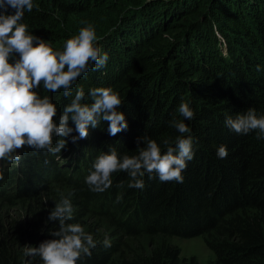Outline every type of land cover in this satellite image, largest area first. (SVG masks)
<instances>
[{
    "label": "trees",
    "instance_id": "1",
    "mask_svg": "<svg viewBox=\"0 0 264 264\" xmlns=\"http://www.w3.org/2000/svg\"><path fill=\"white\" fill-rule=\"evenodd\" d=\"M33 4L21 21L29 34L60 51L78 35L81 17L80 24L94 27L101 54L109 56L104 68H90L77 79L72 97L42 84L36 89L56 105V122L78 88L85 93L82 103L90 104V90L105 87L119 94L128 128L113 137L101 121L77 143L73 131L55 155L25 146L13 171L0 161V264H43L39 256H25L23 247L55 239L50 232L59 221L49 215L61 198L73 208L66 223L81 224L97 241L77 264H200L196 257H181L176 237H201L215 254L208 264H264V139L225 125L227 117L250 108L264 115V0ZM182 101L193 110L192 120L179 114ZM173 120H183L190 129L185 138L193 139L194 158L182 172L183 183H162L155 172L146 173L141 190L128 187L127 172H115L112 187L90 189L86 177L110 146L120 156L136 155L144 147L138 139L147 136L162 153L164 140L175 147L180 133ZM69 127L75 129L72 121ZM220 145L227 147L225 159L217 157ZM106 235L111 247L103 245Z\"/></svg>",
    "mask_w": 264,
    "mask_h": 264
},
{
    "label": "clouds",
    "instance_id": "2",
    "mask_svg": "<svg viewBox=\"0 0 264 264\" xmlns=\"http://www.w3.org/2000/svg\"><path fill=\"white\" fill-rule=\"evenodd\" d=\"M33 8V0H0V161H5L6 165L18 163L21 159L18 150L25 146L37 152L60 153L66 147L65 138L73 131L78 136H73L72 142L77 143L89 136L90 126L96 128L101 121L108 123L107 132L113 137L128 128L125 114L118 110L122 104L119 94L105 87L90 90L93 101L90 104L82 103L85 93L78 88L56 122V105L48 96L41 98L36 89L42 84L46 91L63 89L65 97H72L77 79L90 68L92 71L104 68L109 56L107 52L101 54L92 25L81 28L78 35L67 39L63 50L55 51L50 42L29 34L27 25L21 23L25 11L31 12ZM13 56L18 58L13 60ZM178 112L184 120L194 118L187 102L180 103ZM69 121L74 123L75 129L69 127ZM225 125L238 134L256 131V138L264 139V115L258 116L254 108L235 118L227 117ZM171 126L180 135L175 147L170 141H163L167 149L164 153L157 141L147 136L138 139V145L142 142L144 147H138L136 155L120 156L110 146L108 153L97 157L93 170L86 177L90 189L104 192L112 187L111 176L115 172H127L128 187L141 190L145 187L143 177L146 173L155 172L162 183H183L182 172L187 162L194 158L193 139L191 136L185 138L184 134L190 129L183 120H173ZM54 137L60 138L55 141V147ZM227 156V147L220 145L217 157L225 159ZM72 219L70 200L61 198L49 215L50 221H59L58 229L50 232L55 239L45 240L39 247L24 246V255L39 256L43 264H77L82 254L90 256L97 241L81 224L66 223ZM103 245L111 247L107 235Z\"/></svg>",
    "mask_w": 264,
    "mask_h": 264
},
{
    "label": "rangeland",
    "instance_id": "3",
    "mask_svg": "<svg viewBox=\"0 0 264 264\" xmlns=\"http://www.w3.org/2000/svg\"><path fill=\"white\" fill-rule=\"evenodd\" d=\"M143 3H147L153 0H141ZM116 18V17H115ZM79 21V28L86 27L87 25L91 24H80L83 18H77ZM71 141V140H70ZM6 162L2 161V168H6L8 171H13V167L16 163L7 164ZM3 171V170H2ZM173 244L178 246L181 249V257L183 258H191L196 257L200 264H208L211 260L215 259V254L211 251L203 239L201 237L191 238V239H181V238H174Z\"/></svg>",
    "mask_w": 264,
    "mask_h": 264
}]
</instances>
